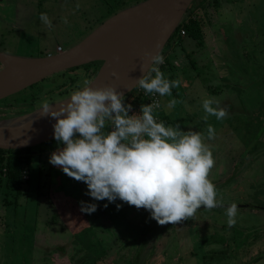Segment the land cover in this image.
<instances>
[{"label":"rangeland","instance_id":"374dc122","mask_svg":"<svg viewBox=\"0 0 264 264\" xmlns=\"http://www.w3.org/2000/svg\"><path fill=\"white\" fill-rule=\"evenodd\" d=\"M202 2L209 28L204 47L193 53L185 36L180 38L183 47L174 46L175 41L167 46L164 58L175 69L161 71L181 85L172 89V96L156 93L164 110L162 115L153 110V115L162 122L169 116L171 123L165 126L179 123L183 131L202 133L213 154L209 179L221 207L199 209L189 218L161 225L143 207L119 199L94 200L85 194L84 182L49 163L50 151L35 150L28 192L19 199L16 214L0 200V264H132L137 258L138 264H264V0ZM134 4L0 0V51L22 58L60 54ZM41 12L48 14L52 28L42 24ZM91 75L81 69L63 79L53 76L0 101V120L29 114L44 100L59 102L66 90L82 87L85 79L92 82ZM64 83L67 87L57 90ZM39 87L37 109H29L27 97ZM172 98L178 103L168 109ZM206 98L219 101L228 115L219 121L209 115L204 121ZM207 125L215 129L212 140L207 139ZM55 145L62 147L57 141ZM81 201L97 204V210L82 212ZM231 203L250 207H238L236 224L229 228L226 208Z\"/></svg>","mask_w":264,"mask_h":264},{"label":"clouds","instance_id":"9594fccd","mask_svg":"<svg viewBox=\"0 0 264 264\" xmlns=\"http://www.w3.org/2000/svg\"><path fill=\"white\" fill-rule=\"evenodd\" d=\"M39 19L53 27L46 12H41ZM64 23H68L67 18ZM145 55L150 56L151 63H141L145 74L137 79L136 86L146 94L172 96V89L181 81L165 77L160 69L165 62L161 52ZM92 84L85 79L82 87L55 103L58 108L47 100L40 104L41 116L55 121L54 139L62 145L50 154V164L84 182L85 194L94 200L112 203L119 199L138 209L143 207L161 225L189 218L201 205L206 209L217 206V190L209 179L214 158L201 132L183 131L179 123L165 126L158 122L153 109L159 105L153 103L141 104L139 114L129 115L132 105L124 103L121 91L112 86L94 88ZM177 103L172 98L166 107L171 109ZM202 107L204 121L209 115L218 121L228 115L227 108L214 98L204 99ZM215 136L214 127L207 125V139ZM80 204L82 212L97 210L95 203ZM237 212L236 203L226 208L229 228L236 224Z\"/></svg>","mask_w":264,"mask_h":264},{"label":"water","instance_id":"95a60500","mask_svg":"<svg viewBox=\"0 0 264 264\" xmlns=\"http://www.w3.org/2000/svg\"><path fill=\"white\" fill-rule=\"evenodd\" d=\"M194 2L143 1L118 12L81 43L60 54L22 58L0 52V64L3 67L0 70V101L57 74L96 62H102V66L91 86H112L126 98L138 88L137 79L145 74L141 71V63H151L150 56L145 53L155 55L161 52L164 56ZM55 103L53 108H58L59 104ZM54 123L53 119L42 117L39 109L0 120V150H24L56 141L53 135ZM219 207L217 205L214 208ZM199 209H205V206Z\"/></svg>","mask_w":264,"mask_h":264},{"label":"trees","instance_id":"16d2710c","mask_svg":"<svg viewBox=\"0 0 264 264\" xmlns=\"http://www.w3.org/2000/svg\"><path fill=\"white\" fill-rule=\"evenodd\" d=\"M143 1H146V0H134V3L137 5ZM202 1L203 0H200L199 2H197V0H195V2L193 3L190 9L191 11L190 16L187 19H185L182 25L178 28L177 32L175 33L174 37L169 43V46H171L173 41H175L177 45L180 44L181 42L180 38L182 37V31H185L186 37L192 38L194 40H198L200 42L204 40L205 29L207 28L208 21L206 20V16L203 13V10L204 8H206V6L205 4H203ZM219 2L221 1L217 0L213 3L217 5ZM123 5H126V4H122L121 6ZM111 13L113 14L114 12H111ZM101 66H102V62L91 63L85 66H81V67L68 70L64 73H60L55 76H57L56 79H63V78L68 77L71 73H75L81 69H84L88 76L92 74L91 77L95 78ZM168 66L175 69L170 63L169 57L165 59V62L163 65H160V69L165 71L168 68ZM47 80H45L44 82H46ZM72 84L75 85V81H73ZM66 85H67L66 83L62 84L61 86L57 87V90L61 88L64 89ZM41 89L42 88L39 87L38 89H36L35 93H32L29 97H27L28 105L31 106L29 107V109H33V110L35 108L37 109L36 106L38 105V101H39L38 94L41 92ZM139 90L141 91L142 95H137ZM50 94L53 95L54 91H51ZM69 94H70V91L66 90L65 92L62 93V96L58 100L65 99L66 97H68ZM144 94H145V91L143 89L137 88L133 91L132 94H130L124 99L125 104L132 105V110L130 111L129 115H132L134 113L139 114L141 104H149ZM54 99L55 97H53V100ZM163 110H164V107H162V103H161V109L158 110L157 114L161 113L162 115ZM165 118L166 117H163V119ZM167 119L168 121H165L166 119L164 120L165 125L171 123L170 122L171 118L169 116L167 117ZM157 121L161 122L162 119L160 118ZM108 128L109 126L107 125L106 129ZM35 150H39L41 154H44L47 151H50L52 153L53 151L57 150V147L55 145V141H53V142L44 144L42 146H38L35 148H28L24 150H17V151L16 150H10V151L0 150V200L4 201L5 208L11 211L13 214H16L14 213V210L18 211L19 209V204H20L19 199L27 195V193L25 192L27 191L25 190V185L27 186V184L30 182V178L25 182L23 180V175L25 172H27L28 177H29V175H31L32 173V166H33V161L35 157L34 154L36 152ZM146 240L147 239L144 238L145 242ZM137 261H138V258L136 259L135 263H132V264H138Z\"/></svg>","mask_w":264,"mask_h":264},{"label":"crops","instance_id":"0c3cea01","mask_svg":"<svg viewBox=\"0 0 264 264\" xmlns=\"http://www.w3.org/2000/svg\"><path fill=\"white\" fill-rule=\"evenodd\" d=\"M3 1H6V0H3ZM1 2H2V0H1ZM209 27V26H208ZM209 32V28H206L205 29V35H204V40L206 39V36H207V33ZM185 38L187 39V38H189V37H186L185 36ZM183 39V38H182ZM220 39V36H219V38H218V40ZM182 42V41H181ZM180 42V44H176V42L174 43L175 45L174 46H181V47H183L182 45H183V43H181ZM186 45V47L188 46V47H190L191 48V51L194 53H199L200 54V51L203 49V47H204V45H203V41L202 42H200V41H198V40H194V39H192V38H189V40H188V42L185 44ZM196 49H197V51H196ZM196 53V54H197ZM188 58H189V56H187ZM196 60H194L192 63H194Z\"/></svg>","mask_w":264,"mask_h":264},{"label":"built area","instance_id":"2783aa9c","mask_svg":"<svg viewBox=\"0 0 264 264\" xmlns=\"http://www.w3.org/2000/svg\"><path fill=\"white\" fill-rule=\"evenodd\" d=\"M210 1L215 2L217 0H210ZM220 1H224V0H220ZM182 36H186L185 31H182ZM137 95H142L140 90H139V92H138ZM144 96H145V98H147V101H148L149 104L150 103H153L154 105H159V107H154L153 110H159V109H161V102H160V99H159V97H158V95L156 93H152V94H146L145 93ZM28 178H29L28 177V174H27V172H25L24 175H23V179L26 180Z\"/></svg>","mask_w":264,"mask_h":264},{"label":"flooded vegetation","instance_id":"af4514ba","mask_svg":"<svg viewBox=\"0 0 264 264\" xmlns=\"http://www.w3.org/2000/svg\"><path fill=\"white\" fill-rule=\"evenodd\" d=\"M0 52H1V51H0ZM1 53H3V52H1ZM1 69H3V67H2V65L0 64V70H1Z\"/></svg>","mask_w":264,"mask_h":264}]
</instances>
